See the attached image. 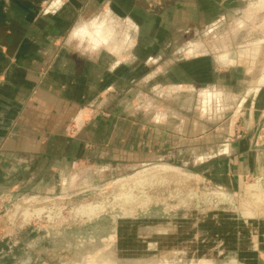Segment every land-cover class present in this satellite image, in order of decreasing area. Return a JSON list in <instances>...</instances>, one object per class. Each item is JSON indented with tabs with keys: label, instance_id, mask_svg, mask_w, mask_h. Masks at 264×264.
Here are the masks:
<instances>
[{
	"label": "rangeland",
	"instance_id": "1",
	"mask_svg": "<svg viewBox=\"0 0 264 264\" xmlns=\"http://www.w3.org/2000/svg\"><path fill=\"white\" fill-rule=\"evenodd\" d=\"M145 2L148 35L127 73L131 87L118 82L115 104L102 98L94 108L96 143L116 131L127 153L88 159L80 182L54 185L52 195L0 200V264H264V175L237 182L233 163L205 150L263 115L252 97L264 74V0ZM163 128L186 139L179 150L172 138L162 148Z\"/></svg>",
	"mask_w": 264,
	"mask_h": 264
},
{
	"label": "crops",
	"instance_id": "2",
	"mask_svg": "<svg viewBox=\"0 0 264 264\" xmlns=\"http://www.w3.org/2000/svg\"><path fill=\"white\" fill-rule=\"evenodd\" d=\"M144 3L147 4L145 0H0V198L13 200L23 192L42 189L52 195L54 185L64 188L80 182V168L88 159L102 158L100 153L109 157L122 148L127 153V133L125 145L119 150L116 131H109L103 147L100 141L96 143L99 121L94 108L102 98L110 107L115 104L118 82L125 89L131 87L132 79L127 73L134 71L133 59L148 35L143 26L148 22L142 11ZM120 23L129 24L133 32L104 31V25ZM90 24L96 29L93 34L89 32L92 26H87ZM88 34L91 42L85 38ZM150 59L156 61L154 57ZM144 66L148 68L147 61ZM143 68L142 61L140 69ZM255 84L252 104L256 108L259 102L262 110L264 74ZM125 95H129L127 90ZM211 97L222 99L223 92L212 93ZM255 112L251 115L255 116ZM261 113L259 122H247L240 129L243 133L237 140L227 136L205 148L233 163L232 174L237 182L250 175H264V112ZM160 119L165 126V120ZM218 130L222 136L225 128ZM162 131V148L166 147L164 141L172 138L177 140L174 147L179 150L180 142L186 140L179 133L171 137L164 128ZM198 137L202 140L207 135L203 137L201 133ZM146 148L150 151L151 147Z\"/></svg>",
	"mask_w": 264,
	"mask_h": 264
},
{
	"label": "bare ground",
	"instance_id": "3",
	"mask_svg": "<svg viewBox=\"0 0 264 264\" xmlns=\"http://www.w3.org/2000/svg\"><path fill=\"white\" fill-rule=\"evenodd\" d=\"M133 202V201H132ZM90 207V206H89ZM97 207V208H96ZM96 207H94L93 209H87L89 212H94L95 211V209H98L99 207L98 206H96ZM86 210V209H85ZM86 210V211H87ZM41 211H42V209H37V210H34V211H29L30 213H27V215L29 216V218H33V215H36V216H40L41 215ZM78 214L80 215V210H79V212H78ZM89 214V213H88ZM24 215H26L25 213H24ZM23 215V216H24ZM26 215V216H27ZM22 216V215H21ZM32 218L29 220V219H25L27 222H30L31 220H32ZM24 220V219H23Z\"/></svg>",
	"mask_w": 264,
	"mask_h": 264
},
{
	"label": "built area",
	"instance_id": "4",
	"mask_svg": "<svg viewBox=\"0 0 264 264\" xmlns=\"http://www.w3.org/2000/svg\"><path fill=\"white\" fill-rule=\"evenodd\" d=\"M0 200H3L2 198H0Z\"/></svg>",
	"mask_w": 264,
	"mask_h": 264
}]
</instances>
